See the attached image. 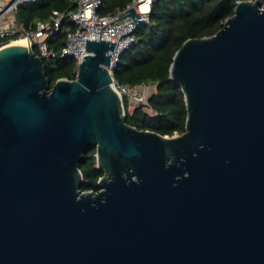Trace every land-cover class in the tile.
I'll use <instances>...</instances> for the list:
<instances>
[{"label":"water","instance_id":"95a60500","mask_svg":"<svg viewBox=\"0 0 264 264\" xmlns=\"http://www.w3.org/2000/svg\"><path fill=\"white\" fill-rule=\"evenodd\" d=\"M114 47L85 37L49 87L29 45L0 46V264H264V0L174 52L179 134L125 121ZM93 147L103 175L82 191Z\"/></svg>","mask_w":264,"mask_h":264},{"label":"trees","instance_id":"16d2710c","mask_svg":"<svg viewBox=\"0 0 264 264\" xmlns=\"http://www.w3.org/2000/svg\"><path fill=\"white\" fill-rule=\"evenodd\" d=\"M132 0H101L99 14H112L126 7ZM237 0H153L147 19L134 31V42L119 56L112 68L114 79L121 84L143 83L152 87L146 102L131 104L122 97L125 121L138 128L160 134H179L184 131L187 115L180 86L169 77L172 56L188 38L215 33L223 20L233 13ZM73 0H34L18 5L16 17L25 27L34 26L36 20L46 21L51 11L70 10ZM67 27L73 21L64 18L59 28L48 39V47L55 56L43 59L49 87L57 78L76 77L77 62L73 56H61ZM35 49V47H33ZM36 51V49H35ZM82 180L80 189L97 190V180L103 170L96 166L95 148L89 149L80 163Z\"/></svg>","mask_w":264,"mask_h":264},{"label":"built area","instance_id":"2783aa9c","mask_svg":"<svg viewBox=\"0 0 264 264\" xmlns=\"http://www.w3.org/2000/svg\"><path fill=\"white\" fill-rule=\"evenodd\" d=\"M29 1L34 0L0 1V46L23 39L26 45H29L34 53L42 59L54 57L55 52L49 49L47 39L59 28L62 20L67 18L73 21L75 27H67L65 43L60 49V55L73 56L78 64L83 55L87 53L84 50L85 37L99 38L100 34V38L115 41L114 51L108 50L111 56L109 71L112 85L121 98L126 97L130 103L143 102L144 95L140 89L146 85L140 83L131 86L118 83L113 77L112 68L116 65L121 53L135 41L133 33L140 24L129 16L118 18V15L133 5L137 12L140 11V17H143L145 21L153 0H132L125 8L112 14L97 12L101 0H73V9L65 11L53 9L48 20H36L34 26L27 28L17 19L16 11L19 4ZM143 5L147 6L145 11L141 9Z\"/></svg>","mask_w":264,"mask_h":264},{"label":"rangeland","instance_id":"374dc122","mask_svg":"<svg viewBox=\"0 0 264 264\" xmlns=\"http://www.w3.org/2000/svg\"><path fill=\"white\" fill-rule=\"evenodd\" d=\"M151 89H152V87L151 86H149V85H147L146 87H144V88H141L140 90L142 91V94L144 95V97H143V102H145L146 100V98H147V95H148V93L151 91ZM145 100V101H144ZM143 102H133V103H131V104H129V107L131 108L132 106H134V104H138V103H143Z\"/></svg>","mask_w":264,"mask_h":264},{"label":"bare ground","instance_id":"6f19581e","mask_svg":"<svg viewBox=\"0 0 264 264\" xmlns=\"http://www.w3.org/2000/svg\"><path fill=\"white\" fill-rule=\"evenodd\" d=\"M141 9H142L143 11H145V10L147 9V6L143 5V6L141 7ZM15 42L26 45V43H25V41H24L23 39L16 40Z\"/></svg>","mask_w":264,"mask_h":264},{"label":"crops","instance_id":"0c3cea01","mask_svg":"<svg viewBox=\"0 0 264 264\" xmlns=\"http://www.w3.org/2000/svg\"><path fill=\"white\" fill-rule=\"evenodd\" d=\"M1 2L4 1V0H0Z\"/></svg>","mask_w":264,"mask_h":264}]
</instances>
